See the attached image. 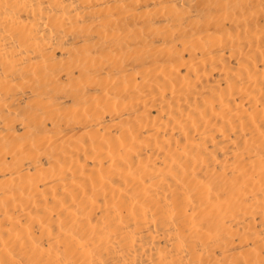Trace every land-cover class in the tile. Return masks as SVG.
Returning <instances> with one entry per match:
<instances>
[{"label": "bare ground", "instance_id": "bare-ground-1", "mask_svg": "<svg viewBox=\"0 0 264 264\" xmlns=\"http://www.w3.org/2000/svg\"><path fill=\"white\" fill-rule=\"evenodd\" d=\"M0 264H264V0H0Z\"/></svg>", "mask_w": 264, "mask_h": 264}]
</instances>
